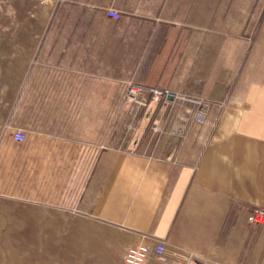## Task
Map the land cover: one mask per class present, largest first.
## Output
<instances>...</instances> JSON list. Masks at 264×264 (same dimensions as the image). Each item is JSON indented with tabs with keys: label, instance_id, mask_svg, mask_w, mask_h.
<instances>
[{
	"label": "crops",
	"instance_id": "crops-1",
	"mask_svg": "<svg viewBox=\"0 0 264 264\" xmlns=\"http://www.w3.org/2000/svg\"><path fill=\"white\" fill-rule=\"evenodd\" d=\"M69 1L101 10L79 15L97 22L78 30L80 51L114 53L124 36L147 54L134 81L175 94L156 103L145 91V106L124 103L119 116L117 86L131 79L69 69L86 108L68 144L103 148L76 194L80 211L118 230L124 263L129 246L163 241L165 256L147 264H264V222L248 220L264 208V77L246 61L264 0ZM122 20L123 33L108 27ZM199 100L210 102L203 120ZM125 117L132 130L119 141Z\"/></svg>",
	"mask_w": 264,
	"mask_h": 264
},
{
	"label": "rangeland",
	"instance_id": "rangeland-1",
	"mask_svg": "<svg viewBox=\"0 0 264 264\" xmlns=\"http://www.w3.org/2000/svg\"><path fill=\"white\" fill-rule=\"evenodd\" d=\"M100 11L69 0H0V264H125L118 230L77 203L103 148L68 144L86 108L72 93L82 86L67 81L69 69L104 66L120 81L134 80L147 55L124 36L114 53L80 51L78 30L85 35L97 22L79 15ZM108 27L123 33L125 21ZM246 39L247 66L264 77V6ZM122 85L112 103L119 116L128 103ZM126 117L119 141L132 130ZM17 129L26 131L24 142L14 140Z\"/></svg>",
	"mask_w": 264,
	"mask_h": 264
},
{
	"label": "built area",
	"instance_id": "built-area-1",
	"mask_svg": "<svg viewBox=\"0 0 264 264\" xmlns=\"http://www.w3.org/2000/svg\"><path fill=\"white\" fill-rule=\"evenodd\" d=\"M105 13L114 19H120L122 12L114 7H105ZM147 91L151 99L156 103H161L167 96H175L174 92L166 86H152L145 88L143 84L130 80L123 83L121 89V97L124 98L132 106L146 105L147 100L143 98V93ZM210 102L206 100H199L198 107L195 112L197 120H203L209 110ZM27 138V133L24 129H17L14 133V140L17 142H24ZM248 220L252 224H261L264 222V208H254L248 216ZM167 252V245L163 241H155L152 244L141 243L139 245L129 246L126 256V264H147L153 258L164 257ZM185 264H199L190 261ZM201 264H217L214 262H204Z\"/></svg>",
	"mask_w": 264,
	"mask_h": 264
},
{
	"label": "trees",
	"instance_id": "trees-1",
	"mask_svg": "<svg viewBox=\"0 0 264 264\" xmlns=\"http://www.w3.org/2000/svg\"><path fill=\"white\" fill-rule=\"evenodd\" d=\"M143 85H144V84H143ZM144 87H145V88H150V87H152V86L144 85Z\"/></svg>",
	"mask_w": 264,
	"mask_h": 264
}]
</instances>
